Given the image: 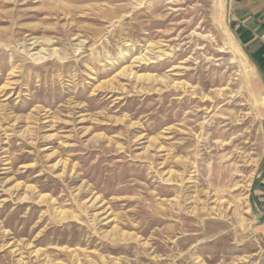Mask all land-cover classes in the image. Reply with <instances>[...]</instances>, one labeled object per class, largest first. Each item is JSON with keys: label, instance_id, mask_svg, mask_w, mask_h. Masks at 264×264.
Wrapping results in <instances>:
<instances>
[{"label": "rangeland", "instance_id": "1", "mask_svg": "<svg viewBox=\"0 0 264 264\" xmlns=\"http://www.w3.org/2000/svg\"><path fill=\"white\" fill-rule=\"evenodd\" d=\"M228 4L0 0V264H264Z\"/></svg>", "mask_w": 264, "mask_h": 264}, {"label": "crops", "instance_id": "2", "mask_svg": "<svg viewBox=\"0 0 264 264\" xmlns=\"http://www.w3.org/2000/svg\"><path fill=\"white\" fill-rule=\"evenodd\" d=\"M228 26L258 74L264 92V0H229ZM254 233L264 237V160L250 189Z\"/></svg>", "mask_w": 264, "mask_h": 264}]
</instances>
